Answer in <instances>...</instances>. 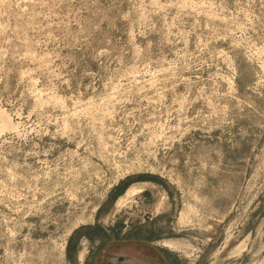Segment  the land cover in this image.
Wrapping results in <instances>:
<instances>
[{
	"label": "rangeland",
	"instance_id": "obj_1",
	"mask_svg": "<svg viewBox=\"0 0 264 264\" xmlns=\"http://www.w3.org/2000/svg\"><path fill=\"white\" fill-rule=\"evenodd\" d=\"M0 104V264H264V0H0Z\"/></svg>",
	"mask_w": 264,
	"mask_h": 264
},
{
	"label": "bare ground",
	"instance_id": "obj_2",
	"mask_svg": "<svg viewBox=\"0 0 264 264\" xmlns=\"http://www.w3.org/2000/svg\"><path fill=\"white\" fill-rule=\"evenodd\" d=\"M16 115H18V114H16ZM20 124H21V122L19 120L18 121H15L14 118H13V116H12V114H10L7 111L6 108H3L2 106H0V131H4V130H14V131H17L18 128H19V126H20ZM139 192H142V190L141 189H135V188H133V189L131 188V189L127 190L126 193L118 199V202H117L118 203V206H121L127 200V198L130 195L137 194ZM161 245L164 246V247H166V248L174 247L173 246L174 244L171 243V242H169V241H167V240L162 241L161 242Z\"/></svg>",
	"mask_w": 264,
	"mask_h": 264
},
{
	"label": "water",
	"instance_id": "obj_3",
	"mask_svg": "<svg viewBox=\"0 0 264 264\" xmlns=\"http://www.w3.org/2000/svg\"><path fill=\"white\" fill-rule=\"evenodd\" d=\"M123 259H124V258H123L122 256H118V257H115V258H111V259H109V260L106 262V264H117V263L123 261Z\"/></svg>",
	"mask_w": 264,
	"mask_h": 264
}]
</instances>
